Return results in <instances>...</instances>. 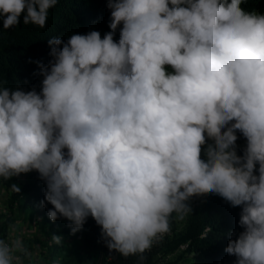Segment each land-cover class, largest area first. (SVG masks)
I'll return each instance as SVG.
<instances>
[{
    "label": "clouds",
    "instance_id": "obj_1",
    "mask_svg": "<svg viewBox=\"0 0 264 264\" xmlns=\"http://www.w3.org/2000/svg\"><path fill=\"white\" fill-rule=\"evenodd\" d=\"M57 2L0 0L3 29L22 14L44 28ZM241 2L108 0L103 38H50L40 91L0 88V177L38 171L51 221L59 213L74 234L90 214L110 251L141 259L172 213H191L190 197L216 193L241 206L243 231L225 251L236 264H264V14ZM7 199L0 188L1 222L4 207L13 217L0 264H17L18 253L50 261L46 244L31 248L38 216L10 212Z\"/></svg>",
    "mask_w": 264,
    "mask_h": 264
},
{
    "label": "trees",
    "instance_id": "obj_2",
    "mask_svg": "<svg viewBox=\"0 0 264 264\" xmlns=\"http://www.w3.org/2000/svg\"><path fill=\"white\" fill-rule=\"evenodd\" d=\"M108 0H58L49 9L44 28L21 23L14 28L3 29L0 18V88L23 91L35 89L40 91L43 76L40 65H47L52 59L48 40L59 37L64 43L70 35L86 34L96 30L103 38L110 31V9ZM230 3V0H225ZM240 7L245 11L264 14V0H242ZM113 36L119 39V29ZM59 47V46H58ZM166 69L171 72L170 66ZM236 151L243 155L246 138L237 130ZM212 143L206 138V145ZM202 146L201 158L206 159ZM67 151L66 149L64 150ZM258 168V164L256 165ZM13 184L20 189L13 190ZM0 188L8 194V208L28 210L32 216L39 218V235L46 244V257L50 261L58 260L61 264H157L154 255L159 251L162 255L177 254L173 262L168 264H236L237 257L225 251L229 239H235L243 228L238 224L241 206H232L230 202L216 193L194 195V207L187 216L180 230H176L175 218H169V231L154 241L152 247L140 254L122 256L115 250H109L101 233V226L89 214L81 229L71 233V222L62 216L51 221L47 215L53 206L44 200L46 184L38 171L31 170L12 176L10 179L0 177ZM44 202L43 205L41 202ZM13 217L0 219V239L5 237V229ZM53 235L62 237V243L52 241ZM68 240H71L68 242ZM52 242L51 245H48ZM166 264V263H164Z\"/></svg>",
    "mask_w": 264,
    "mask_h": 264
},
{
    "label": "rangeland",
    "instance_id": "obj_3",
    "mask_svg": "<svg viewBox=\"0 0 264 264\" xmlns=\"http://www.w3.org/2000/svg\"><path fill=\"white\" fill-rule=\"evenodd\" d=\"M2 199H4V198H2ZM186 203L190 206L191 211H192V209L194 207V204H195V199L190 197L189 200L186 201ZM6 210H7V212H5V214H6L5 215V218L10 215V213L8 212V209L4 207V211H6ZM189 214L190 213H188L187 215H185L183 219H180L178 216L175 218V221H176V230H180L181 229L183 223L186 221L187 216ZM42 237H41L40 240L35 241L34 247H31V248L36 249V248L43 247V244H44L45 241H44V239ZM176 255L177 254H168V255L164 256L161 253H159V251H158V252L155 253L154 257L155 258H158L157 264H164V263L168 264L169 262H173L175 260ZM40 260L42 261L43 259L41 258Z\"/></svg>",
    "mask_w": 264,
    "mask_h": 264
},
{
    "label": "built area",
    "instance_id": "obj_4",
    "mask_svg": "<svg viewBox=\"0 0 264 264\" xmlns=\"http://www.w3.org/2000/svg\"><path fill=\"white\" fill-rule=\"evenodd\" d=\"M22 229H23L22 231L26 232V230H24L25 228H22ZM25 232H23V233H25ZM6 241H9V240H6ZM17 255L20 256V259L17 262V264H60V262H58V261L50 262L47 259L46 260L43 259L41 261L36 254H33L32 256H29V257H27L21 253H18Z\"/></svg>",
    "mask_w": 264,
    "mask_h": 264
},
{
    "label": "crops",
    "instance_id": "obj_5",
    "mask_svg": "<svg viewBox=\"0 0 264 264\" xmlns=\"http://www.w3.org/2000/svg\"><path fill=\"white\" fill-rule=\"evenodd\" d=\"M33 235V234H32ZM32 239H34V235L32 236Z\"/></svg>",
    "mask_w": 264,
    "mask_h": 264
}]
</instances>
